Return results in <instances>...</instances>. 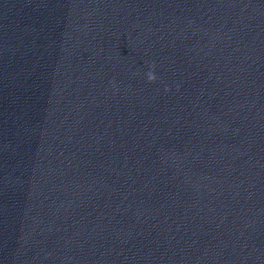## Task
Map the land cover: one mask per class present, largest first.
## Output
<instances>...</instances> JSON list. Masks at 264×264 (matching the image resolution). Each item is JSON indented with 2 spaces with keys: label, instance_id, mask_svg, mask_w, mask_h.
I'll use <instances>...</instances> for the list:
<instances>
[{
  "label": "clouds",
  "instance_id": "obj_1",
  "mask_svg": "<svg viewBox=\"0 0 264 264\" xmlns=\"http://www.w3.org/2000/svg\"><path fill=\"white\" fill-rule=\"evenodd\" d=\"M153 67H154V66H153ZM148 80H149V82H153V81L156 80V76L154 75L153 72H149V73H148Z\"/></svg>",
  "mask_w": 264,
  "mask_h": 264
}]
</instances>
